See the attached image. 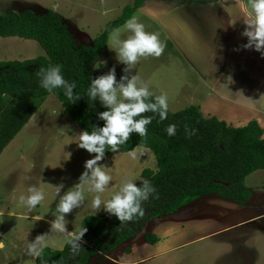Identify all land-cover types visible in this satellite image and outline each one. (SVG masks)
Segmentation results:
<instances>
[{"label": "rangeland", "instance_id": "obj_1", "mask_svg": "<svg viewBox=\"0 0 264 264\" xmlns=\"http://www.w3.org/2000/svg\"><path fill=\"white\" fill-rule=\"evenodd\" d=\"M132 2L0 0V13L23 9L56 12L76 44H90L106 23ZM247 7L248 0L208 4L144 0L131 17H136L145 32L157 35L163 45L160 56L140 57L131 67L119 61L116 48L108 45L116 33L120 40L131 35L123 24L109 34L97 63L100 67L95 64L93 69L97 77L113 71L117 83L138 77V85H146L153 96L166 95L169 112L197 105L203 115L232 126L259 117L264 131V58L243 47L247 43L242 35ZM43 54L35 40L0 37V61ZM236 101H245L247 106L243 108ZM81 132L50 94L1 151L0 241L4 247L0 248V264H34L26 249L40 234H46V247L60 249L66 243V235L50 231V225L60 198L74 189L86 171L85 161L95 156L78 146ZM97 165L112 177L99 194L102 201L110 199L126 180L136 185L142 169L156 170L154 155L141 147L104 154ZM244 185L254 189L257 198L264 196V170L246 176ZM29 187L44 193L32 211L19 203L21 195L29 194ZM95 195L85 192L81 204L64 215L67 232L81 230L85 215L109 216L103 204L97 210L91 208ZM239 206L214 194L189 199L173 213L150 219L134 238L112 250L92 254L87 264H264V213L253 218L249 211L242 213ZM146 234L155 236L156 241L149 242Z\"/></svg>", "mask_w": 264, "mask_h": 264}, {"label": "trees", "instance_id": "obj_2", "mask_svg": "<svg viewBox=\"0 0 264 264\" xmlns=\"http://www.w3.org/2000/svg\"><path fill=\"white\" fill-rule=\"evenodd\" d=\"M144 0H133L123 7L119 16L106 23L90 44H76L59 14L53 11L34 13H0V37L17 36L35 40L44 54L25 60L0 61V152L42 104L47 95H54L68 116L83 131L103 125L99 113L106 110L98 99H91L87 89L97 78L93 65L101 58L109 34L125 24ZM208 4L219 0H172ZM59 65L61 75L72 89L73 100L64 95L63 87L48 92L39 85L40 70ZM152 97H149L151 100ZM146 125V135L129 134V139L117 150L125 153L136 147L151 151L156 170L144 168L140 172L142 186L148 180L155 189L148 199L141 201L143 216L120 223L117 217L85 215L80 226L86 228L78 242L80 249L70 250L67 243L60 249L44 247L34 264H87L92 254L106 252L120 243L134 238L152 218L173 213L185 201L214 194L237 204H244L251 192L244 179L256 170H264L263 129L256 120L232 126L215 116H205L197 105H188L159 120L158 113ZM139 118V117H137ZM175 124L176 132L168 136L165 129ZM185 126L195 135L186 137ZM107 146L105 153H111ZM149 242L156 237L146 234Z\"/></svg>", "mask_w": 264, "mask_h": 264}, {"label": "clouds", "instance_id": "obj_3", "mask_svg": "<svg viewBox=\"0 0 264 264\" xmlns=\"http://www.w3.org/2000/svg\"><path fill=\"white\" fill-rule=\"evenodd\" d=\"M23 2L28 3L30 0H23ZM244 23L246 27L242 35L247 38V43L243 47L252 48L264 58V0H248ZM124 28L131 35L127 39L120 40L119 33H116L111 38L112 44L108 45L110 48H116L119 61L131 67L140 57L160 56L163 45L159 42L157 35L145 32L144 26L137 22L136 17L129 18ZM96 67H100V64ZM39 75L41 77L40 87L48 92L63 87L65 97L69 101L73 100L72 89L75 83H69L63 78L59 65L50 66L47 69L42 68ZM87 95L93 100L98 99L106 108L105 111L99 113V118L104 122L103 125L91 131H83L79 135L78 146L89 153H95V156L85 161L86 171L81 174L79 183L60 198L53 213L55 220L50 225V231L66 235V243L73 252L80 249L78 242L87 229L84 227L77 232H67L64 215L81 204L85 192L97 194L91 200L93 210L99 209L103 204L104 210L117 217L121 224L132 220L134 216L144 215L141 201L147 200L149 193L155 191L151 183L144 180L142 186L137 187L132 181L126 180L121 183L119 190L110 199L102 201L99 194L105 191L112 177L97 165V161L104 156L106 146L110 151H116L119 145L128 141L130 133L135 132L140 137L146 135V125L151 123L153 117L141 114L158 113L160 121L165 120L168 115L166 95L153 96L146 85H138L136 76L128 79L127 83H117L114 72L110 71L91 80ZM149 97L152 99L149 100ZM165 132L168 136L175 135V124L168 125ZM195 132L194 128L189 131L185 126L186 137L195 135ZM129 155L136 157L135 152H130ZM55 192H59V187L55 189ZM28 193L26 197L24 195L19 197V203L28 211H32L44 199V193L36 187H29ZM46 246V234L37 235L31 242H28L26 254L34 259L39 258ZM3 247V241H0V248Z\"/></svg>", "mask_w": 264, "mask_h": 264}, {"label": "crops", "instance_id": "obj_4", "mask_svg": "<svg viewBox=\"0 0 264 264\" xmlns=\"http://www.w3.org/2000/svg\"><path fill=\"white\" fill-rule=\"evenodd\" d=\"M236 22H237V27L238 26H240V24H239V20H236ZM240 23H242V22H240ZM242 25H245V24H242ZM97 63H99V62H97ZM97 63H95V64H97ZM94 64V65H95ZM93 65V66H94ZM95 71V70H94ZM236 103L238 104V105H240V106H242L243 108H245L247 105H246V103H245V101L243 102V103H240V102H238V101H236ZM192 105V104H191ZM188 106V105H187ZM222 120V119H221ZM257 122H259V120H260V118L259 117H257L256 119H255ZM229 124V123H228ZM263 133H264V131H263ZM264 137V136H263ZM1 153V152H0ZM256 171H258V170H256ZM256 171H254V172H252V173H255ZM251 174V173H250ZM248 176V175H247ZM254 188H256V187H254ZM250 190V192H251V197L244 203V204H242V205H240L239 207H243L242 208V213L244 212V211H246V212H250V215L252 214V216H253V218H256L257 216H261L263 213H264V196L262 195H259L260 197L259 198H257L256 196H255V191H254V189H249ZM248 209H251V210H248ZM260 209H262V210H260ZM261 211H262V213H261ZM250 218H252V217H250ZM34 260V259H33Z\"/></svg>", "mask_w": 264, "mask_h": 264}, {"label": "water", "instance_id": "obj_5", "mask_svg": "<svg viewBox=\"0 0 264 264\" xmlns=\"http://www.w3.org/2000/svg\"><path fill=\"white\" fill-rule=\"evenodd\" d=\"M190 2V1H189Z\"/></svg>", "mask_w": 264, "mask_h": 264}]
</instances>
